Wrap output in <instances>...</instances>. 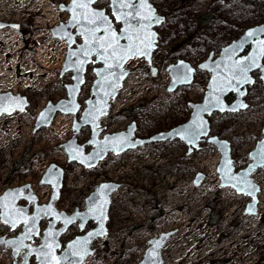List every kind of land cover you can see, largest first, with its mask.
<instances>
[{"label":"rangeland","instance_id":"obj_1","mask_svg":"<svg viewBox=\"0 0 264 264\" xmlns=\"http://www.w3.org/2000/svg\"><path fill=\"white\" fill-rule=\"evenodd\" d=\"M69 1L0 0V20L20 24L0 30V93L22 94L30 102L25 112L0 118V193L29 183L39 203H47L52 187L41 179L49 165L56 163L65 170V179L55 205L71 213L86 207L87 197L99 183H120L112 195L109 234L93 243L94 252L83 264H137L148 240L171 230L163 264H264V167L254 173L261 192L258 212L251 215L246 212L250 196L221 186L220 153L208 141L201 142L200 150L191 155L181 140L149 143L120 154L110 152L97 166L85 168L69 162L62 146L75 133L73 114L58 113L49 127L35 130L39 113L49 101L67 98L66 84L72 82V72L61 75L67 43L52 34L54 26L68 21L69 13L60 4ZM151 2L165 16L157 27L158 48L151 63L135 57L127 64L130 73L119 98L102 119L104 132L124 130L136 121L137 135L148 137L187 121L192 110L189 102L203 100L211 76L198 65L211 53L220 55L225 45L249 27L264 22V0ZM97 7L111 12L110 0H100ZM180 59L197 67L195 79L170 91L168 66ZM93 68L89 67L80 95L81 112L96 77ZM253 75L256 81L248 88L247 109L210 117L212 135L231 142L238 169L250 162V151L264 135V82L261 71ZM227 99L233 101L235 94ZM90 135V128L84 127L77 137L84 144ZM91 148L87 146L88 151ZM199 173L205 178L197 185ZM212 209L220 216L216 225L210 223ZM42 223L44 229L46 219ZM93 226L90 222L87 229ZM21 231L22 225L11 231L0 220V237ZM78 234L76 223L61 240L65 245ZM12 260L11 249L0 245V264H12ZM31 264H37L36 260Z\"/></svg>","mask_w":264,"mask_h":264},{"label":"water","instance_id":"obj_2","mask_svg":"<svg viewBox=\"0 0 264 264\" xmlns=\"http://www.w3.org/2000/svg\"><path fill=\"white\" fill-rule=\"evenodd\" d=\"M99 1L94 0L88 9L77 8L76 12L82 14L90 10L103 11L110 21L111 30L120 37L121 45L128 44L125 29H129L134 38L139 36L146 42L151 41L150 54L148 56L129 55L120 61V66H117V62L113 59H109L107 63L101 59V56L104 55L103 49L93 51L85 57L80 52L81 46L84 45L81 24H83V28L96 27V25H89L87 21L81 20V24L73 26L71 23L74 15L71 11L72 0L68 3H61V10L67 11L69 18L67 22L54 26L52 34L67 43L61 75L72 72V82L66 84L67 98H62L56 102L49 101L39 113L35 130L49 127L58 113L73 114L72 128L75 133L69 140L62 143V146L68 155L69 162H76L85 168L97 166L110 152L120 154L149 143L181 140L188 147L187 154L191 155L200 150L201 142L208 141L214 144L220 153L217 170L221 186H231L238 193L250 196L251 201L246 212L256 215L261 185L255 180L254 173L264 167V135L257 141L255 148L251 150L250 162L244 168L238 169L232 155L231 142L221 138V136L212 135L210 117L216 112L234 113L248 108L246 96L249 85L256 81L253 75L255 71H261V78L264 82V31H260L261 28H264V22L249 27L240 38L225 45L220 55L215 56L214 53H211L207 59L198 65V68L211 72V76L203 100L201 102H189L192 110L187 121L148 137L137 135L138 124L136 121L131 122L124 130L108 133L104 132L102 119L109 115L112 100L118 96L120 88L130 73L127 64L135 57L145 58L149 63L152 62L154 52L158 48L159 33L157 27L165 21V16L158 12L151 0H123V3L133 6L120 7L119 9L114 5L113 0H110L111 12H108L106 8L97 7ZM83 2L87 3V0H83ZM143 5H150L152 11L149 12L148 8ZM120 13H131L127 17V23L117 19ZM157 18H159L158 22ZM19 26L18 23L0 20V30L8 27L16 29ZM99 27L100 31L96 35L105 36L104 29L107 25L100 24ZM252 30H256L255 34L249 37L247 34ZM69 34H71V39H69ZM72 53H76V55H72ZM118 54H121L119 50ZM107 55H112L111 49ZM246 58H255L259 66L252 67L246 72V77L250 82L241 83L245 79V75L240 74V67H246L250 62ZM79 61H85L82 70L79 69ZM109 64L112 65L111 68L108 67ZM91 65L94 66L93 71L96 77L91 87V95L86 100V107L81 112L80 95L87 81L86 75ZM168 70L171 77L168 89L175 91L180 86H188L193 83L197 67L187 60L180 59L176 63L170 64ZM154 72L156 73L155 69ZM234 74L236 79H233ZM229 81H231L230 84ZM231 94H235V99L229 102L227 98ZM241 103L246 106L239 107ZM29 105L27 96L12 91L1 92L0 118L17 111L25 112ZM84 127L90 128L91 135L90 139L82 144L79 142L77 134ZM193 128L202 134L190 144L184 137L188 136ZM87 146L92 148L88 151ZM204 178L205 174L199 173L195 183L199 185ZM64 179L65 170L58 164L51 163L41 179L43 184L52 187L51 197L47 203H39V198L29 183L8 188L0 193L1 222L8 225L11 231L15 230L17 226L23 225V229L18 235L8 236L5 234L0 237V245H6L11 249L12 264H31L33 258L36 259L37 264H41L45 255L48 257L45 264H83L94 252L93 243L109 234L108 223L112 195L121 184L115 181L99 183L87 197L84 209L77 208L68 213L65 210H59L55 205V201L61 196ZM105 185L109 187L105 188ZM21 201H25V203L22 204ZM101 205H103V217H100L96 211ZM31 206L33 207L32 211L30 210ZM49 207L51 212H49ZM33 217L36 218L34 224L31 219ZM44 218H47L48 224L44 230L41 243L35 245L34 241L40 235L41 222ZM90 222H93L94 226L87 229ZM76 223H79L80 234L64 245L61 240L62 236ZM29 227L32 228L30 234L27 233ZM173 233L172 230L165 231L158 236L151 237L148 240L149 246L137 264H163V248ZM46 245L51 247H46Z\"/></svg>","mask_w":264,"mask_h":264},{"label":"snow or ice","instance_id":"obj_3","mask_svg":"<svg viewBox=\"0 0 264 264\" xmlns=\"http://www.w3.org/2000/svg\"><path fill=\"white\" fill-rule=\"evenodd\" d=\"M94 0H87V3L83 2V0H72V8L71 11L74 13L72 17L71 23L73 26L76 24H81V20L87 21L89 25H96V27H91V28H83V24H81V27L83 29L82 35H84V45L81 46L80 52L85 56H89L91 52L93 51H99L100 49L104 50V55L101 56V59L107 61L109 59H113L117 62V66H120V61H123L127 56L129 55H139V56H148L149 49L151 47V41H145L144 39H140L139 36H134L130 33L129 29H125V34L127 36L128 44L127 45H121L120 44V37L116 34L115 31L111 30V24L108 19V17L105 15L103 11L100 10H90L87 12H84L82 14H78L76 12V9H88L89 5L93 3ZM114 5L119 9L120 7H132L133 5H129L126 3H123V0H113ZM148 8L149 12H151V7L150 5H143ZM131 13H120L117 16V19L125 21L127 23V17L130 16ZM137 15L139 13L137 12ZM147 18V17H145ZM159 21V18H157V22ZM100 24L107 25V27L104 29L105 31V36L99 37L96 35L98 31H100ZM256 30H252L248 32V36L251 37L255 34ZM260 31H264V28H261ZM69 39H71V34H69ZM109 49L112 50V55L108 56L107 53ZM118 50L119 53L118 54ZM72 55H76V53H72ZM249 59L250 62L248 65L241 66L240 67V74L245 75V79L241 81V83H248L247 77H246V72L250 70L252 67H258L259 65L256 63L255 58H246ZM85 61H79V69L82 70L83 65ZM109 68L112 67L111 64L108 65ZM111 74V73H110ZM233 79H236V76L234 74ZM229 84L231 81L228 82ZM243 94V93H241ZM246 105H243L242 103L239 105V107H245ZM185 131H188L185 129ZM179 134V133H177ZM202 132L198 131L197 129L193 128L188 136L184 137L185 139L188 140V142L191 144L195 139H197ZM105 188L109 187L107 185L104 186ZM254 187V186H252ZM251 194V193H249ZM91 211V209H90ZM97 213L100 215V217H103V205L99 206L96 209ZM49 212H51V209L49 207ZM33 221V224L35 222V217L31 218ZM6 223L8 221H5ZM32 231V228L29 227L27 229V233L30 234ZM51 234V233H50ZM14 243V242H13ZM46 247H51L50 245H46ZM42 252V250H40ZM47 255H45V259L41 261V264H45V260H47Z\"/></svg>","mask_w":264,"mask_h":264},{"label":"trees","instance_id":"obj_4","mask_svg":"<svg viewBox=\"0 0 264 264\" xmlns=\"http://www.w3.org/2000/svg\"><path fill=\"white\" fill-rule=\"evenodd\" d=\"M206 17V16H205ZM134 110V106L128 108V112L131 113ZM211 214V219H210V223L212 225H216L219 222L220 216L217 214V212L215 210L212 209V211L210 212ZM218 264V263H217ZM221 264V263H220Z\"/></svg>","mask_w":264,"mask_h":264},{"label":"flooded vegetation","instance_id":"obj_5","mask_svg":"<svg viewBox=\"0 0 264 264\" xmlns=\"http://www.w3.org/2000/svg\"><path fill=\"white\" fill-rule=\"evenodd\" d=\"M250 152H251V151H250ZM250 157H251V156H250ZM22 204H23V203H22ZM32 208H33V207L31 206V207H30V210H33ZM45 219H46L47 224H48V220H47V218H44L43 221H44ZM43 221H42V222H43ZM42 222H41L40 235L37 236V237L35 238V241L37 240V241H36V244H35V241H34V244H35V245H39V244L41 243V239H42L43 236H44V230H45L46 227H45L44 229L42 228V224H43ZM46 226H47V225H46ZM17 227H18V226H17ZM22 229H23V225H22ZM68 241H69V240H68ZM62 242H63V241H62ZM33 259H35V258H33ZM35 260H36V259H35ZM31 261H32V260H31ZM36 263H37V261H36Z\"/></svg>","mask_w":264,"mask_h":264},{"label":"built area","instance_id":"obj_6","mask_svg":"<svg viewBox=\"0 0 264 264\" xmlns=\"http://www.w3.org/2000/svg\"><path fill=\"white\" fill-rule=\"evenodd\" d=\"M133 59H135V58H133ZM133 59H131L130 61H132ZM138 59H139V58H138ZM130 61H129V62H130ZM129 62H128V63H129ZM118 98H119V96H118ZM116 99H117V98H115L114 100H116ZM113 102H114V101H112V103H113Z\"/></svg>","mask_w":264,"mask_h":264},{"label":"bare ground","instance_id":"obj_7","mask_svg":"<svg viewBox=\"0 0 264 264\" xmlns=\"http://www.w3.org/2000/svg\"><path fill=\"white\" fill-rule=\"evenodd\" d=\"M8 29V28H7ZM154 56V55H153ZM119 96V95H118ZM54 122V121H53ZM258 208H259V206H258Z\"/></svg>","mask_w":264,"mask_h":264}]
</instances>
